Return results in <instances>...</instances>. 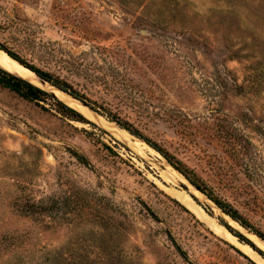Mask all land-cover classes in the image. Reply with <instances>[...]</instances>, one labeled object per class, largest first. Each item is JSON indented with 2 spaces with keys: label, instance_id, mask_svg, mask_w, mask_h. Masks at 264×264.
Segmentation results:
<instances>
[{
  "label": "rangeland",
  "instance_id": "1",
  "mask_svg": "<svg viewBox=\"0 0 264 264\" xmlns=\"http://www.w3.org/2000/svg\"><path fill=\"white\" fill-rule=\"evenodd\" d=\"M0 40L93 122L0 86V264H260L224 222L264 239L112 115L264 232V0H0ZM166 163L237 240L169 191Z\"/></svg>",
  "mask_w": 264,
  "mask_h": 264
},
{
  "label": "trees",
  "instance_id": "2",
  "mask_svg": "<svg viewBox=\"0 0 264 264\" xmlns=\"http://www.w3.org/2000/svg\"><path fill=\"white\" fill-rule=\"evenodd\" d=\"M0 49H4L5 51H7L11 56H13L14 58H16L17 60H19L21 63L25 64L26 66L30 67L31 69H33L37 74H39L40 76H42L44 79H46L47 81H49L51 84L57 86L58 88L69 92L70 94L74 95L75 97L81 99L82 101L86 102L87 104L91 105L88 100L86 99V96H84L83 94H81L78 90H76L71 84H69L68 82H66L65 80L54 76L51 72L44 70L40 67H38L37 65L29 62V60H27V58H25L20 52L13 50L12 48H10L7 44H5L4 42H2L0 40ZM0 86L8 88L9 90L19 94L20 96L28 99V100H32V101H36V100H40L43 97H52L54 99H56V101L58 102L59 106L63 109L64 113L67 114L70 118L76 119V120H81V121H87L93 124V122H91L90 120H88L81 112H79L78 110H76L73 107H70L68 105H66L64 102H62L61 100H58L55 96H53L51 93L47 92L46 90H43L42 88H40L39 86L33 84L32 82H30L29 80L10 72L9 70H7L6 68H3L2 66H0ZM93 107V106H91ZM112 117L114 119H118V123H121V125H123L124 127L128 128L131 132L138 134L140 137L144 138L149 144H151L154 148H156L157 150H159L161 153H163L166 158L181 172H183L195 185H197L202 191H204L211 199H213L216 204L221 207L227 214H229L232 218H234L235 220H237L240 224H242L244 227H246L247 229L255 232L259 237H261L262 239H264V232L254 228L252 226V224H250V222H248V220H246L239 212L237 209L233 208L230 204L224 202L223 200H221L217 195H215L214 193L206 190V188L204 186H202V184H199V182L193 177L191 176L187 170H185L182 165L181 162L178 160H175V158L169 154V152L165 151L161 146H159L156 142L150 140L149 138H146L145 136H143L140 132H138L136 129L132 128L131 126H129L128 124H126L127 122H122L120 120V118H118L115 115H112ZM109 149H111L108 146ZM77 156L81 157L80 154H77ZM174 201H176L177 203H179L182 207H184V209H186L187 211H189L188 208H186L184 205H182L178 200L174 199ZM154 214V212H153ZM224 224L235 234L237 235L240 240L249 243L253 248H255L259 253H261L264 256V251L260 248H258L256 246V244L251 241L245 234H243L242 232H240L239 230H236L234 228H232L229 224H227V222H224Z\"/></svg>",
  "mask_w": 264,
  "mask_h": 264
},
{
  "label": "bare ground",
  "instance_id": "3",
  "mask_svg": "<svg viewBox=\"0 0 264 264\" xmlns=\"http://www.w3.org/2000/svg\"><path fill=\"white\" fill-rule=\"evenodd\" d=\"M0 65L3 68H6L7 70H9L10 72L15 73V74H17V75H19L25 79H28L32 82H36V80L38 79V77L36 76V74L32 70H30L29 68L20 64L17 60L12 58L8 53H6L5 51H3L1 49H0ZM46 85L52 90H58L59 92L65 93L62 90L52 86L49 83H46ZM64 98L68 99V100H75L71 96H69L67 93H65ZM71 104H73V103H71ZM85 108L87 109V107H85ZM136 142L144 150H145V148H150L152 151H155L153 148H151L150 146H148L146 143H144L143 141H141L139 139H137ZM140 151H141V149H140ZM146 152H147V150H146ZM161 172H162L161 175L164 178V180H166L167 182L170 183V187L167 186L169 191L176 198H178L182 203H184L200 219L204 220L218 234L225 236V237H231L232 236L235 240H237V237L232 235V233H230L225 226L220 224L213 216L208 214L205 211V209L193 199V197L188 193L187 190H185L183 188L178 189L179 186H177V185L180 182L181 178H180V174L177 170H175L171 165L166 163V169L164 171H161ZM191 190L200 199L205 197L204 194L201 193L195 187H192ZM237 242L239 243V245L244 250H246L249 254H251L260 264H264V258L258 252H256L253 248H251V246H249L248 244L242 243L240 241H237Z\"/></svg>",
  "mask_w": 264,
  "mask_h": 264
},
{
  "label": "water",
  "instance_id": "4",
  "mask_svg": "<svg viewBox=\"0 0 264 264\" xmlns=\"http://www.w3.org/2000/svg\"><path fill=\"white\" fill-rule=\"evenodd\" d=\"M3 50V49H2ZM8 53V52H7ZM9 54V53H8ZM10 55V54H9ZM11 56V55H10ZM12 58H14L13 56H11ZM15 60H17L16 58H14ZM20 64H22L23 66H25V67H27V68H29L30 70H32L35 74H36V76L38 77V79H41V80H43L44 82H49V81H47L46 79H44L42 76H40L39 74H37L33 69H31L30 67H28V66H26L25 64H23V63H21L19 60H17ZM50 83V82H49ZM53 85V84H52ZM54 87H56V88H58L57 86H55V85H53ZM58 89H60V88H58ZM60 90H62V89H60ZM64 91V90H63ZM66 92V91H65ZM68 94H70L69 92H67ZM71 96H73L74 98H77V97H75L74 95H72V94H70ZM77 99H79V98H77ZM79 100H81V99H79ZM82 101V100H81ZM84 104H87L86 102H84V101H82ZM195 188L196 189H198V190H200V188L198 187V186H195ZM229 215V214H228ZM230 216V215H229ZM231 217V216H230ZM232 218V217H231ZM234 219V218H233ZM235 220V219H234ZM235 221H237V220H235ZM238 222V221H237ZM241 226H243V225H241Z\"/></svg>",
  "mask_w": 264,
  "mask_h": 264
}]
</instances>
